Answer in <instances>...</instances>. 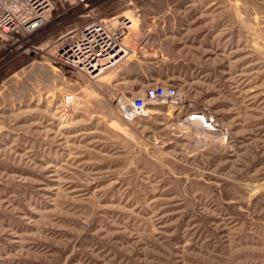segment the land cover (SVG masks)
<instances>
[{
    "label": "rangeland",
    "instance_id": "rangeland-1",
    "mask_svg": "<svg viewBox=\"0 0 264 264\" xmlns=\"http://www.w3.org/2000/svg\"><path fill=\"white\" fill-rule=\"evenodd\" d=\"M53 5L0 38V264H264V0ZM91 22L115 59L57 63Z\"/></svg>",
    "mask_w": 264,
    "mask_h": 264
},
{
    "label": "built area",
    "instance_id": "built-area-1",
    "mask_svg": "<svg viewBox=\"0 0 264 264\" xmlns=\"http://www.w3.org/2000/svg\"><path fill=\"white\" fill-rule=\"evenodd\" d=\"M84 3L87 0H77ZM54 9L53 0H0V38L17 43L16 37H26L38 31L48 21ZM117 38L110 34L104 23L91 22L81 27L69 29L58 39L57 63L89 70L93 66L101 67L115 59L118 47L112 49L108 45V37ZM179 93L171 85H154L148 87L144 95L137 97L130 104L126 114L134 116L144 111L149 103L164 99H176Z\"/></svg>",
    "mask_w": 264,
    "mask_h": 264
},
{
    "label": "bare ground",
    "instance_id": "bare-ground-1",
    "mask_svg": "<svg viewBox=\"0 0 264 264\" xmlns=\"http://www.w3.org/2000/svg\"><path fill=\"white\" fill-rule=\"evenodd\" d=\"M116 35V34H115ZM121 40H120V38H113V37H111V36H109L108 37V45H109V47L112 49L113 47H122L121 46ZM99 67H101V65L100 64H97V65H94L93 66V73H95L97 70H98V68ZM106 69V68H105Z\"/></svg>",
    "mask_w": 264,
    "mask_h": 264
}]
</instances>
